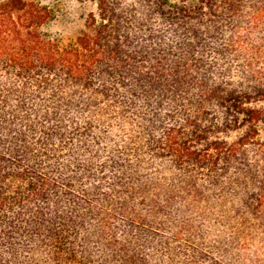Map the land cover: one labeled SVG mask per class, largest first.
Masks as SVG:
<instances>
[{
    "label": "trees",
    "instance_id": "trees-1",
    "mask_svg": "<svg viewBox=\"0 0 264 264\" xmlns=\"http://www.w3.org/2000/svg\"><path fill=\"white\" fill-rule=\"evenodd\" d=\"M94 1L0 6V264H264V8Z\"/></svg>",
    "mask_w": 264,
    "mask_h": 264
},
{
    "label": "rangeland",
    "instance_id": "rangeland-1",
    "mask_svg": "<svg viewBox=\"0 0 264 264\" xmlns=\"http://www.w3.org/2000/svg\"><path fill=\"white\" fill-rule=\"evenodd\" d=\"M19 7L25 10L43 9L47 14L45 21L40 24V31L51 37H58L64 41L75 39L85 28L90 13H97V2L94 0H20ZM177 0H169V2ZM233 5L242 11H252L264 8V0H233ZM238 1H241L239 3ZM10 0H0V6L6 5ZM24 11V10H23ZM258 33L264 36V25ZM262 43V38H259ZM259 70L264 73V58L259 64ZM258 106L264 108V102ZM261 138H264V128L261 126ZM262 237V235H261Z\"/></svg>",
    "mask_w": 264,
    "mask_h": 264
}]
</instances>
